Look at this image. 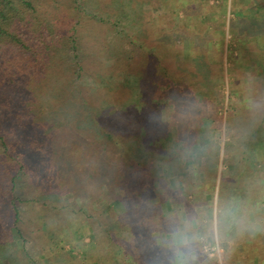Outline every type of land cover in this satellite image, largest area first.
<instances>
[{
  "label": "rangeland",
  "instance_id": "rangeland-1",
  "mask_svg": "<svg viewBox=\"0 0 264 264\" xmlns=\"http://www.w3.org/2000/svg\"><path fill=\"white\" fill-rule=\"evenodd\" d=\"M140 1L153 2V9L160 4L173 6L185 27L192 26L191 13H195L194 19L203 15L199 18L201 23L218 26L221 29V43L209 41L210 43L202 44L203 54L207 58L196 60L191 55V50L197 46L194 38H185L183 43L175 45L179 51L172 57L175 65H166L165 62L161 64L147 58L142 60L137 49L136 61L140 64H134L136 67L134 71L126 68L121 72L119 70L121 64L112 60L111 63L104 64L108 74L95 73L99 65L91 64L81 75L77 69L67 67L65 55L61 52L53 64L49 58L47 61L46 58L43 59L46 56H43L40 62L30 55H25L37 69L28 71V75L17 74V64L14 62L17 58L23 57L19 56L13 47L4 48L0 50V107L3 101L12 97L22 101L35 95L45 97V92H40L39 87L34 85L48 83L51 86V92L48 93L55 97L68 91L67 87L72 83V92L65 104L69 106L73 102L76 108L66 110L65 114L57 113L56 125L61 126L58 135L63 138L72 137V131L75 130L74 133L80 139L88 140L89 136L91 138L95 136L96 143H101L97 148L102 151L110 131L118 133L124 131L121 135L123 139L117 140L116 143L122 142L134 166L127 165L121 156H117L113 161L121 164L122 171H129L125 178L133 181L135 193L142 191L147 200L157 206L155 210L163 215H171V218L166 220L167 225L163 230L152 233L157 245L153 244L147 248L140 261L145 264H251L252 258L257 261V257L256 255V258L252 257L255 253L250 246L246 252L243 246L249 245L257 238L264 242L261 225L255 221L256 215L264 217V121L259 122L264 116L261 107L264 104V97H261L264 96V92L261 95L257 93L262 92L261 88L264 89V60H261L264 57V48L260 52L251 45L253 47L264 45V24L252 27L248 21L240 18L236 22L238 16L236 8L242 11L241 7L244 8L254 1L252 6H260V13L263 14L264 2L204 0L207 5H202L200 2L202 0L194 3L190 0H46V10L50 15L45 18H48L47 21H50L49 25L55 32L66 35L74 23V5L87 3L89 7L97 8L96 12L102 16L113 15V12L102 8L106 2L121 4L123 11L133 13L135 8L132 3ZM183 1L187 4L185 5ZM183 6L188 8L184 10ZM169 11L173 9L169 8ZM244 12L248 14L249 10ZM153 13L157 14L155 11ZM160 22L152 21L154 27L144 33V37L150 40L148 47L151 53L162 44L159 43V38L163 34L160 31L162 28ZM236 24H242L238 27L242 29L241 31L235 29ZM121 26L115 29L111 25L105 26L99 22L95 25L86 24L85 27H79V30L89 33L96 42H113L116 47L125 49L124 54H127L130 49H134L136 40L126 37L133 28L124 26L122 28L126 31L121 33ZM251 28L253 30H250ZM247 29L253 33L260 31L263 33L256 37V34L254 36L246 33ZM190 30L192 32V29ZM255 37L258 40L254 43ZM25 64L23 62L21 66ZM183 65L190 68L185 69L187 77L179 80L180 83L177 84L178 89H188L187 99L181 101L189 99V102L195 105L197 103L195 99L198 97L200 104L196 108L192 106L191 109L188 105L183 106V114L177 112L175 122L173 121L175 110L178 109V105H182L178 98L184 97L185 92L179 93L174 89L176 86L166 79L167 70L164 69L166 66H172L170 69L174 71L179 68L178 73L181 72L180 66ZM191 67L199 73L214 69L221 76L216 78L206 75L205 81L194 80L197 75L192 73ZM42 68L43 71H40ZM23 76L27 81H24ZM208 76L211 78H207ZM11 79L17 86L8 89L6 86ZM24 82L29 83L31 87L27 89ZM94 91H98L96 93L101 101H90L87 98L95 95ZM206 95H223V98L216 97L211 99L212 102L204 103L202 97ZM241 95L247 98L244 99ZM83 97L88 99L89 104H84ZM34 105L38 106L36 103ZM24 106L25 103L23 108ZM189 110H196L201 115H212L213 119L196 120L193 117V121L188 115H184ZM215 113L217 115L214 116ZM77 119L82 121L81 128H76L79 124L75 123ZM5 120L6 132L15 139L31 133L29 128H23L24 125L19 119ZM95 121L99 122L98 125H95ZM198 121H201L200 130H196L194 125H198ZM8 123H12L14 128L11 127L9 130ZM186 126H191L194 130H185ZM102 128L107 131L105 135L97 133ZM167 130L173 133L169 142L160 136ZM114 146L116 144L111 146V149L115 151ZM17 149L23 154L29 169L21 171V178L17 177L14 184L16 190H12L13 184L6 179V175L0 176V215L3 216L0 221V264L132 262L131 259L124 260L121 251L112 249L106 242L98 246L93 233H88L87 228L82 230L85 227L82 220L84 215L92 213L96 216L93 221L95 232L101 230L104 233L110 230L112 235L118 236L121 228L117 227L118 223L112 218L111 210L99 206L96 198L90 200L83 198L92 190L91 188L80 190L78 183L82 181L81 176L74 180L70 171H64L56 176L40 174L37 166L40 159L35 146L23 147L19 143ZM13 155L17 154L11 155L12 163L15 164L19 158L13 161ZM90 155L92 153L87 152L81 160H89ZM45 179L50 180L45 182ZM102 189L104 193H108L106 186ZM112 190L114 197L124 195L120 186ZM220 194L224 195L223 199H220ZM136 196L138 199L141 198L140 195ZM239 196L243 197L240 211L234 213L231 208H237ZM114 203L111 202V206ZM74 204L82 209V215L73 216L69 209L65 210L68 214L57 215L60 206L69 207ZM222 206L226 208L223 213ZM125 209L123 203H117L113 206V214L124 213ZM16 211L20 213L19 220L15 218ZM53 215L60 217L54 224ZM220 215H225L224 221L223 218L220 220ZM244 215L251 219L254 226L244 227L240 233L252 235L253 238L249 239L248 243L243 242L244 240L240 242L239 238V242L234 245L235 234L229 235L230 229L240 222ZM222 221L228 238L220 234ZM50 223L53 226H50ZM73 231L78 233L84 231V236L80 233L82 237L77 240V246H74L76 244L72 243V239H77L78 233L75 235Z\"/></svg>",
  "mask_w": 264,
  "mask_h": 264
},
{
  "label": "trees",
  "instance_id": "trees-1",
  "mask_svg": "<svg viewBox=\"0 0 264 264\" xmlns=\"http://www.w3.org/2000/svg\"><path fill=\"white\" fill-rule=\"evenodd\" d=\"M190 1L194 3L199 0ZM203 1L204 0L200 1L202 5H207V3ZM256 1L264 2V0ZM253 2L254 1H251V4L245 6L244 8L241 7L240 9H242V11H240L239 8H236V14H238V16H236V22H238V19L240 18L248 21L249 26L252 27H255V25L260 27L262 24H264V12L263 14L260 13V6H252ZM104 3L105 2L103 1V4ZM183 3L185 5L187 4L185 1H183ZM132 4L135 8V11H132L133 13L123 11L120 7L121 4L116 2H106L104 5L105 7H102L99 4L103 9L113 12V15L108 14L102 16H99V14L96 12L98 10L97 8L95 9V7H89L90 5L88 6L87 3L74 5V23L66 35H60L52 29L51 25H49L50 21H47L48 18H45L49 17L50 15L46 10V0H0V50L4 48L12 49L13 47L17 50L18 54H20L19 56L23 57L17 58V60L14 62L17 64L16 72L20 75H28V71L37 69V66H35L34 63L29 60V58H26L25 55H30V57H32L34 60H38L40 62L42 61V57L46 56L43 57V59L46 58L45 60L47 61L49 58L50 63L53 64L55 62L54 59H56L60 52L65 55L64 61L68 64L67 67L77 69L78 74L81 75L82 71L86 70V68L91 66V64L99 65V69H97L95 73L108 74V70L104 67V64L107 62L111 63L112 60H116L117 63L121 64V67L119 68L121 72H123V70L126 68L134 71L136 70L134 64H140L139 61H136L137 57L135 54L137 49H139V54L142 60L147 58L158 61L161 64L165 62L166 65H175L173 63L174 59L172 57L179 53L175 45L177 43H183L185 38H194V43H196L197 46L191 50V55H193V58L196 60L207 58V56L203 54L202 49L204 48L202 44L210 43L209 41H211V43H221V29L218 26H211L210 24L201 23L199 18L203 15H201L199 18L195 17L194 19L193 15L195 16V13L186 12L191 13V19L193 22L191 27H185L183 20L177 17V12L173 6L167 7L160 4L157 7L155 6L153 9V2L140 1L138 3ZM128 5L129 4L126 6L128 7ZM191 6H193V4ZM169 8L170 10L173 9V11H169ZM187 8V6H183L184 10ZM244 10H249V13L245 14ZM152 11H155L157 14H154ZM154 20H159L162 22V28H160V31L163 34H161L162 36L159 38V43L162 42V44H160L161 46L159 49L157 48L155 51H152L153 53H151L148 47V42L150 40L144 37V33L149 32V30L154 27L152 23ZM99 22L105 26L111 25L115 27V29L119 25L121 26V24V28L124 26L133 28L131 31H127L128 35H126V37L136 40V42H134L136 43L134 44V49H130L129 53L127 52V54H124L126 50L116 47L113 42H96L92 39L89 33L79 30L81 27H85L86 24L95 25ZM241 26L242 24H236L235 29L237 30L238 27ZM190 29H192V32ZM195 30H197L196 33ZM238 30L241 31L242 29ZM250 30H253V28ZM250 30L248 31L247 29L244 31L246 33L253 34L254 36L256 34V37L258 35H262L263 33L262 31L253 33ZM125 31L126 30L122 28L121 33ZM121 33L119 32V34ZM256 37L254 39V43L257 42L256 40H258ZM93 42L96 44L92 45ZM251 47L261 52V49L264 48V45L262 47L257 45L253 47V45H251ZM198 49H200L199 53ZM261 60H264V57H262ZM23 62L26 64L21 66V63ZM180 67H182V70L178 73L177 71L179 68L177 67L176 68L178 70L176 71L170 69L172 66H166V69H164L167 70V72L165 71L166 79H169L171 84H175L176 87L174 89L178 90L179 93L185 92L184 97H179L180 99L178 98L179 101L184 98L187 99L186 95H188V89H178L177 84L180 83L179 80L187 77L188 74L185 72V69L190 68L187 65ZM191 69L192 73H196L197 75L196 79L194 80L205 81L204 77L206 75H212L211 77L216 78L221 76L217 71H214V69L209 71L206 70L204 72L202 71L200 73L195 72L194 68L192 67ZM40 71H43V68ZM3 73L4 72H2V74ZM173 74L175 76H173ZM23 77L24 81H27V78H25V76ZM211 77L208 76L207 78ZM8 82L9 84L7 83L6 86L7 88L9 87L8 89L17 86V83H15L12 79ZM24 83L25 85L27 84V82ZM34 86L39 87L40 92L44 91V95L46 96L43 97V95H35L34 97H27L24 99V101L18 98L20 100L19 101L15 97H12L3 101L2 106L0 107V176L6 175V179H8L10 183L13 184L12 190H16V187L14 188V184H16L17 177L21 178V171L29 169V165L24 161L23 154L19 153L17 145L20 143L23 147L25 145L35 146L36 152L40 159L37 163V166L40 169V174L44 173L48 176H56L60 173H63L64 171H70L69 173L74 180H77V177L81 176L82 181L78 183L80 190L85 191V189L88 190L89 188L92 190L91 193H89L87 196H83V198L89 200L91 198H96L99 206H105L106 210H111L112 218H114L115 222L118 223L117 227L119 228L120 226L121 228L118 232V236L112 235L110 230H106L104 233H102L101 230L95 232L93 221L95 220L96 216L92 213L90 215H84V219L82 220L85 224V227H83L82 230L87 228L88 233L92 232L96 238L98 246H101L103 242H106L109 247H112V249H119L121 251V257L124 260H132V262L129 264H145L144 262L140 261L141 255L144 254L145 250L150 248L153 244L157 245L156 241H154L152 233L160 229L163 230L167 225L166 220H169L171 215H163L161 212L159 213L157 210H155L157 206L151 203L150 200L148 201L145 195H143L142 191L135 193L133 181L129 180V178H125L129 175V171H122L123 167L121 164L113 161V159H115L117 156H121V159L124 160L127 165L134 166L133 160L129 157L128 152L125 151L122 142L116 143L117 140L123 139L121 135H123L122 133L124 131L119 133L110 131L107 134V139L105 141V145L103 144L102 151L100 148H97L101 146V143H96L97 138L95 136H92V138L89 136L88 140L83 138L80 139L74 133L76 131L71 130L73 132L72 137H60L58 135V130L61 126L56 125L55 116L58 114H65L66 110L68 109L76 108L75 105H73V102L71 105H69L70 107L66 106L65 104L67 98H70L72 92V83L69 85V87H67L68 91L62 92L61 95H55V97H52L53 95L48 93L51 92V86L48 83L39 86L37 84ZM30 87L31 85L28 83L27 89ZM261 90V93L257 92L258 95H261L264 92V89L261 88ZM96 92L94 91L93 94L95 95H91L87 98L90 99V101H101L98 93ZM13 93H15V91H13ZM222 96L223 95H206V97L202 98L204 99L205 103L206 101L212 102L211 99L213 100L216 97L221 98ZM74 97L75 95L72 96V99H74ZM241 97L244 99L247 98L245 95H241ZM261 97L263 98L264 96L261 95ZM88 99L85 97L82 98L84 104H89ZM195 100L197 102L195 105L190 103L189 99L186 101H181L182 105H178V109L175 110L173 121L176 122L177 112L179 114H183V106L188 105L189 109H191L192 106L196 108L197 105L200 104V99L197 97ZM23 103H25L24 108ZM34 103H36L38 106H35ZM261 107L264 110V104ZM184 115H188L191 119L194 117L196 120H203L205 118L209 120L213 119L212 115H201L196 110H189L187 113H184ZM215 115L217 114L215 113L214 116ZM5 118H7V121L11 118L19 119L21 124L24 125L23 128H29L31 133H27L25 136H19L20 139H15L12 135L6 132ZM170 118L172 119L171 115ZM262 121H264V116L259 122L262 123ZM75 123H79L76 125V128H81V119H77ZM94 123L95 125H98L99 122L95 121ZM123 123H125V121H123ZM197 123L198 125L194 124L196 126V130H200L199 124L201 121H198ZM258 123L255 126H257ZM8 127L10 128L9 130H11V127H13L12 123H8ZM186 127L188 129L185 128V130H194L191 126ZM104 129L105 128L98 130L97 133L105 135L107 131H104ZM32 132L34 135H32ZM160 136L161 139L168 141L172 139L173 133L171 130H167ZM37 137H39V139H37ZM115 144L116 146H114V148H116V150L114 151L111 149V146ZM145 144L146 143H143V145ZM153 147L155 148L156 145ZM150 148L151 146L148 147V149ZM87 152L92 153V155H90L91 158H89V160H81V158ZM13 153L17 154L15 156L13 155V161L19 158L15 163L16 165L13 164L11 160V155ZM50 179H45V182ZM103 186L108 188V193H104L102 189ZM116 186H120L123 189V196L114 197V192L112 189ZM136 195H140L141 198H136ZM223 198L224 195L220 194V199ZM242 198V196L237 197V201H239V204L236 206L237 208H231L234 213L240 211L239 208L241 207V201L243 200ZM111 202H115L114 205L117 203H123L124 207L126 208V212L121 214H113L114 205L111 206ZM60 208L61 209H59L57 215L64 213L68 214V211H65L66 209H69L70 214L73 216H75V214L78 216L82 215V209L76 207L75 204L69 207L60 206ZM225 209L226 208L222 206L221 212L223 213ZM16 212L17 215H15V218L19 220L20 213L19 211ZM57 215H53L52 217L54 220L53 224L57 223V220H60V217ZM2 218L3 216L0 215V221ZM221 218H223L224 221L225 215H220V220ZM223 221L220 227V234L222 233V237L225 238H228L229 235L235 234L233 241L234 245H236L235 243L239 242V238L240 242H242L241 240H244L243 242L246 243H248L247 241L249 239L253 238L252 235H242L243 233H240L244 227L254 226V223L248 216L244 215L240 222L238 221L235 226H232L229 235L226 232V227ZM255 221L261 225L262 235H264V217L262 215H256ZM53 224L50 223L49 225L53 226ZM73 233L76 235L78 231H73ZM80 233H83L82 236H84V231L79 232L77 234V239H72V243L76 244H73L74 246H77V240L79 241L82 237L80 236ZM248 246H250V248H252L253 252L255 253L252 255V257H255V255L257 257V261H254V258H252L251 264L256 262H258L257 264H264V242L257 238V240H254L249 245L243 246L244 252H246Z\"/></svg>",
  "mask_w": 264,
  "mask_h": 264
}]
</instances>
